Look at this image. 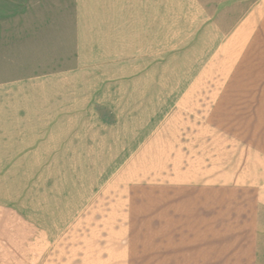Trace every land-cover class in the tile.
Returning a JSON list of instances; mask_svg holds the SVG:
<instances>
[{
	"label": "rangeland",
	"instance_id": "1",
	"mask_svg": "<svg viewBox=\"0 0 264 264\" xmlns=\"http://www.w3.org/2000/svg\"><path fill=\"white\" fill-rule=\"evenodd\" d=\"M256 1L165 0V89L176 96L187 93L190 100L176 120V116H166L170 131L159 135L162 157L160 146L153 147L145 158L140 156L127 164L125 174L118 164H110L109 171L115 168L116 178L110 183L114 191L101 200L100 212L105 214L102 222H122L124 214L121 219L119 210L111 211L114 216L110 217L112 207L109 212L103 207L120 203V197L126 199L130 190L133 196L123 221L125 226H111L116 231L111 237L103 234L101 228L91 226L98 207L88 213L89 228L79 229L76 225L66 228L69 214L53 207L57 204L54 200L76 203L77 198L82 199L84 187L93 190V183L78 186L82 180V174L76 171L79 164L32 162L29 155L30 135L34 133L30 129L36 125L43 127L60 116L57 107L43 112L40 104L45 102L44 97L56 94L65 85L68 90L75 89L77 79L97 70L90 65L93 52L83 51L97 41L92 23H80L79 0H0V91L8 96L13 88H19L22 108L20 162L0 163V264H158L157 170H172L173 163L168 164L166 158L186 135L206 133L213 139L214 158L215 150L220 149L215 148L216 144L228 138L230 173L240 172L241 182L250 188L260 181L264 188V67H260L264 59H246L243 50L256 29V20L250 17ZM261 34L256 38L257 58L264 52ZM100 69L106 77L108 69L112 70ZM51 76L64 81L48 82L45 78ZM91 85L94 83L86 84ZM222 94L227 96V114H213L210 117L214 125L207 127L204 108L215 104ZM33 101L39 105L34 107ZM199 102L202 109L197 111L193 103ZM4 113L0 110V118L12 121L11 110L5 108ZM110 117L105 115L106 119ZM220 119L227 131L215 129ZM173 128L176 136L171 135ZM106 165L103 164L105 171ZM81 166L87 177L98 168L95 163ZM51 180L55 182L47 186ZM51 192L57 193L55 198ZM52 198L56 204L50 201ZM108 236L109 242L94 241Z\"/></svg>",
	"mask_w": 264,
	"mask_h": 264
},
{
	"label": "crops",
	"instance_id": "2",
	"mask_svg": "<svg viewBox=\"0 0 264 264\" xmlns=\"http://www.w3.org/2000/svg\"><path fill=\"white\" fill-rule=\"evenodd\" d=\"M79 1L82 8L80 23L91 22L93 35L97 36L91 48L83 51L93 52L90 65L97 70L77 79L75 89L68 90L65 85L56 94L44 97L45 102L40 104L43 112L57 107L60 116L52 118L43 127L36 125L30 129L34 133L30 135L29 155L32 162L79 164L76 171L82 174V180L78 186L84 182H88V186L93 183V190L87 191L84 187L82 199L77 198L76 203L54 200L58 205L52 202L57 193L51 192L54 198L50 201L56 204L55 209L66 210L69 214L66 228L72 225L77 229L89 228L88 213L98 207L96 222L91 226L101 228L103 234L112 237L116 231L110 227L124 225L133 196L130 190L126 199L120 197V203L103 207L105 211L112 207L108 211L110 217L114 216L111 211L119 210L121 219L124 214L122 222H102L105 214L102 216L100 212L101 200L108 197L109 191H114L110 183L116 178L115 168L109 171L110 164H118L125 174L127 164L144 157L153 147L159 148V135L169 130L166 116H176L175 120L180 117L179 112L190 95L176 96L165 89V0ZM256 3L250 12V17L256 20V29L251 42L243 49L246 59L251 57L255 61L264 59V52L258 58L255 53L259 49L256 38L261 33L264 35V0ZM101 67L112 68L108 69L107 77ZM58 77L45 79L51 83L64 81ZM89 83L94 85L86 86ZM5 99H8L7 103ZM226 99L227 96L222 94L215 104L204 108L207 127L214 125L210 117L213 114H227ZM0 100L1 113L6 114L5 108L12 112V121L4 122L0 118V163H19L21 91L13 88L8 96L0 91ZM33 103L34 107L39 105L38 101ZM200 104L193 103L197 111L202 109ZM105 115L112 117L106 119ZM221 119L220 126L216 124L215 129L227 131V125L223 127ZM189 128L193 132L191 126ZM175 129L171 133L173 136H176ZM200 129L202 132L203 128ZM134 130L139 133L134 134ZM182 140L166 158L168 164L173 163L172 170L161 171L159 167L157 170L160 180L156 200L158 264H264V188L261 181L250 188L241 182L240 172L230 173L228 138L216 144L215 148L219 146L220 149L215 150V158L213 139L206 133L186 135ZM160 153L159 157H162L164 150ZM82 163H95L98 168L87 177L85 171H81ZM103 164H107L106 171ZM107 172L110 175L103 174ZM78 178L80 181L81 177ZM109 240L108 236L94 241Z\"/></svg>",
	"mask_w": 264,
	"mask_h": 264
}]
</instances>
